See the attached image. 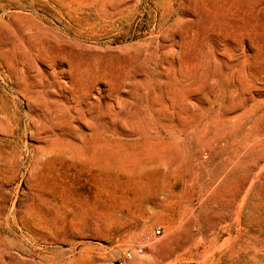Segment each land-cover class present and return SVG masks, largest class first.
<instances>
[{"label": "rangeland", "instance_id": "374dc122", "mask_svg": "<svg viewBox=\"0 0 264 264\" xmlns=\"http://www.w3.org/2000/svg\"><path fill=\"white\" fill-rule=\"evenodd\" d=\"M0 264H264V0H0Z\"/></svg>", "mask_w": 264, "mask_h": 264}, {"label": "built area", "instance_id": "2783aa9c", "mask_svg": "<svg viewBox=\"0 0 264 264\" xmlns=\"http://www.w3.org/2000/svg\"><path fill=\"white\" fill-rule=\"evenodd\" d=\"M160 233H161L160 229H157V230L155 231V234H157V235H160ZM142 252H143L142 249L137 250V253H139V254H141ZM130 258H131V254L127 253V254L125 255V259H130Z\"/></svg>", "mask_w": 264, "mask_h": 264}]
</instances>
